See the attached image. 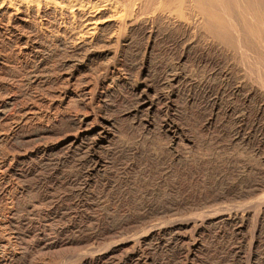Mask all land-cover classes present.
Instances as JSON below:
<instances>
[{"label": "bare ground", "instance_id": "obj_1", "mask_svg": "<svg viewBox=\"0 0 264 264\" xmlns=\"http://www.w3.org/2000/svg\"><path fill=\"white\" fill-rule=\"evenodd\" d=\"M14 59L23 63L20 70ZM17 80L25 88L17 89ZM123 90L134 98L124 111L139 123L143 115L165 112L159 127L168 139L165 148L174 150L176 158L185 152L181 146L190 148L195 141L186 135L181 99L198 108V128L217 151L227 144L220 140L224 135L231 143L250 145L252 152L263 149L264 0H0V264H51L55 253L61 259L53 264H178L189 259L185 244L192 243L193 261L207 236L221 242L217 264H264V196L187 219L175 217L176 204L158 208L153 201L147 204L149 213L166 216L126 236L139 219L127 216L110 224L114 211L106 207L105 221L90 211L97 203L85 192L103 167L142 154L133 145L112 147L117 120L107 117L97 127L87 110L93 91L103 108ZM45 100L50 110H62L70 127L61 128L55 147L24 149L15 129L3 126L15 119L23 129L34 119L53 118L52 111L42 109ZM141 125L144 132L154 126L148 120ZM27 133L23 141H42L51 128ZM57 150L63 153L53 154ZM65 161L74 162L77 172L60 167ZM29 179L37 181L39 194L30 195ZM104 184L105 189L114 186L109 178ZM254 184V192L262 187ZM69 190L72 199L65 197ZM153 191L145 201L150 202ZM127 243L132 244L124 253Z\"/></svg>", "mask_w": 264, "mask_h": 264}, {"label": "rangeland", "instance_id": "obj_2", "mask_svg": "<svg viewBox=\"0 0 264 264\" xmlns=\"http://www.w3.org/2000/svg\"><path fill=\"white\" fill-rule=\"evenodd\" d=\"M3 49H4V47H3ZM13 54L11 56L12 57H16V54H14V55ZM14 60L16 61L15 62V66L17 65L16 68L17 67L18 68L20 67L17 70H20L22 68V64L23 63L20 60H18V59H14ZM15 83L18 86L17 89L18 88L19 89L25 88V85L24 84L22 85V83L19 82L18 80L15 81ZM38 90L39 89H36L37 92H38ZM123 91H121V94L120 95L112 96L110 98V100H109V103L110 104H108L107 106H105L103 108L98 106V103H97V100H96L97 92H94L93 91L94 94L93 93L91 94V99L92 100L90 99V101H89L90 103H88V105H87V110L89 112H91L90 114L92 115V117L94 119L93 122H95L94 124L97 127L104 126V122L107 119V117L108 118H115L117 120L116 121L117 122L116 123V126L118 128L117 129V138H116L117 141L114 140V143H113L112 147H118V148L121 147L122 148L123 145H126L127 144V145H133L135 147H140V149L142 151V152H140L142 154H138L137 155L139 157L135 156V157L131 158L129 161H127V162H119L118 164H116V163H108L99 172V175H97L98 178L95 177L96 180L94 179L92 185L86 190L87 191V192H85L86 193L85 194L86 198L87 199L89 198L88 200H91V201H94V202L96 201V203H97V205L95 206L96 208H94V210L91 209L90 211L92 213H94L96 211L97 212V215L100 216L101 221H105V220H103L104 219L103 218V215H104L103 213L106 212L107 210H109L110 212H113V211L115 212V213L114 212L112 213L113 214L112 215L113 217L111 218L112 220L109 221L110 224L117 223L118 221L122 220L123 218H125L127 216H131L133 219H135L134 217H136L139 220L137 221V223L136 222L133 223L132 226L128 229L130 232L127 230V232L124 233L123 236H126L128 233H132L133 232L132 230H134V229H136L137 231L140 230L142 228L143 224H145V222H148V221H151V220H154V219H158V218H162V217H164V215L166 216L165 212H163V213H156V214H150L151 212L149 213L147 204L148 203H152L153 201L154 202L152 204L153 205L155 204V206L158 207V208L159 207H162V205H163V207H165V206L167 207L171 203H172V205L176 204L175 206L176 207L179 206L180 208L178 207V210L179 211L177 212L178 214H176L175 217H177V218L179 217L181 219H187V218L192 217V216H197V215L200 216V215H203V214L207 213L209 210H210L209 212H211V211H213L215 209L217 210L218 206H219V208L220 207L222 208L224 206L225 207H234V206L240 205V204H242V203H244V202H246L248 200L250 201L253 197L260 198V197H263L264 196V186H263L264 185L263 184L264 183L263 182V180H264V178H263L264 177V173H263L264 172V160L261 161L263 159L262 157L264 156V148L261 149V150H259V151H257V152L255 150H253V152H254L253 153L252 152V148H251L250 145H246L245 146V144L244 143H241V142H239V143L237 142L238 145L236 143H234V142L231 143V140H230L229 135H224L226 137L224 138V136H222L220 138V140L223 143L226 142L228 144V146L226 144V146L223 149H221L222 151L221 150L217 151V148L215 147V143L212 142L209 139L206 140V138L204 137V135L206 133L203 130L202 131L200 130L201 129L199 127L200 122H199V119L197 117L198 116V113H197L198 112V108L195 105L192 106L190 104L189 105L188 104H185V101H183V99H181V100H179V105L181 107L180 110L183 111L182 118L185 117V118H183V123L185 124V127L188 126V127H186V130H185L186 135H190V137L193 136L192 138L196 142L194 141V145L192 147H190V148H186L185 146H181V148L183 149V152L185 151L184 152L185 153V156L183 155L184 153L182 152L183 153L182 156H180L179 158H176L175 157V154H174L175 153L174 150H172V149L169 150V149H166L165 148L166 147V141L168 139L166 137H164L165 135H164L163 131L161 130V128L159 127L160 126V120L165 115V112H163V111L162 112L161 111L159 112L158 111V112H156L154 114L152 113V114L148 115L149 118H148L147 115H143L145 117V119H144V117L142 116L143 117L142 119H143L144 122H146L147 120L148 121H151V123H153L154 126H155V127L152 126L153 129L151 128V130H149L151 132H149L147 130L144 132V130L142 131V128L143 127L141 125L144 122L139 123L138 120H137L138 119L137 117L132 118L131 115L125 113L128 110V108H130L133 105L134 98H133V95L131 93H129V92L125 91V90H123ZM40 92L41 91H39L38 93H40ZM128 100H130V101H128ZM47 103H48V101H46V103H43L42 109H44V110H48L49 109ZM108 106H110V107L108 108ZM104 108H105V110H104ZM53 110H54V112H53ZM124 110H126V111H124ZM50 111H52V113H53V118H50L49 120L47 118H46L47 120L45 118L42 119V120L41 119H37V120L34 119V120L28 122L23 127V129H20L22 127L19 126V124L15 121V119H13L15 123L12 121L13 123L12 122L11 123L10 122L9 123H6L3 127L7 128V127H9V125H11L13 127V129H15L14 131L16 132V136H17V139H18L17 141L20 142V143L18 142V144L23 145L22 147L24 149L25 148L28 149V150H32V148L33 149L34 148L35 149H39V148L45 147V144H47L46 146H49V147H55V145L57 144V140L56 139H58L59 136H60V134H61V132H60L61 131V128L63 127L62 128L63 129L62 131H65L67 128L70 127V124H69V122L66 119H64L65 117L62 115L63 112H62L61 109L59 111V109L57 110V109H54L53 107H51V110ZM7 124H8V126H7ZM46 126H48V127L51 128V133L47 136V138L42 139V141L41 140L40 141L39 140L36 141V139H34V138H31L30 140H27L26 142L23 141L24 140V136L25 135L27 136V134H28L27 133V130H28L29 134H33L38 129H40L42 127H46ZM64 126H67V127H64ZM52 127H54V128L56 127L55 128L56 130L55 129L53 130ZM159 128H160L161 131L159 130ZM153 130H155V131H153ZM146 133H148V135ZM23 134H24V136H23ZM146 135H147V137H146ZM143 136H145L146 138L143 137ZM138 138H140V139L138 140ZM143 138H145L146 141L143 140ZM222 138H224V139H222ZM137 140L139 142H141V143H139ZM89 141H90V139H89ZM136 141H137V143H136ZM148 142H149V144H148ZM210 142H212V143H210ZM230 143H231V145H229ZM139 144H141V146ZM146 145H147V147H146ZM162 145H164L163 147L165 148L163 150H162V148H163ZM211 147L212 148L214 147V148L212 149ZM235 148H237V149H235ZM157 149H158V151L159 150L160 151L158 152ZM215 149H216V151H214V153H213V150H215ZM234 149H235L236 152L234 151ZM186 150H190V151H187V153H186ZM58 151L59 150L55 151L53 154H55V155L59 154V153H57ZM241 151H242V153L244 155L241 154ZM249 151H250V153H249ZM59 152L60 153H63L62 151H59ZM146 152L149 153V155L152 158ZM170 152L172 153V155H171ZM215 152H217V153H215ZM156 153L157 154L158 153L159 154L161 153V154L160 155L159 154L157 155ZM225 154L227 155V157H226ZM260 154H262V157L261 156H258ZM102 155L104 156L105 153H103ZM110 156H112V154ZM141 156H142V158H141ZM215 156H217V157H215ZM166 157L168 158V160L166 159ZM243 157H245V158H243ZM150 158L153 159L154 161L151 160ZM224 158H226V159H224ZM260 158H262V159H260ZM135 159L136 160L138 159L137 162H136ZM144 159L146 160V162H145ZM238 159L240 161H238ZM143 160H144V162L146 164L143 162ZM170 160H171V162H170ZM227 160H229V161H227ZM147 161H149V162H147ZM150 161H152V162H150ZM157 161H159V162L157 163ZM235 161H236V163H234ZM241 161H242V163H241ZM66 162L67 161L63 162V164H60V167H62L64 170H67V172L72 171L73 174L75 172H77V166L75 165L74 162H73L74 164L72 163V161H68L67 163ZM69 162H71V163H69ZM163 162L165 163L164 164L165 168L167 170L169 169L170 171L169 170L167 171L164 168ZM220 162H222V163H220ZM229 162L231 163V165H230ZM246 162L248 164H246ZM249 162L250 163H253V164L251 165V164H249ZM261 162H263V163H261ZM129 163H131V164H129ZM244 163H245V165H244ZM126 164H128V165H126ZM236 164L239 165V166H237ZM261 164H263V165H261ZM145 165H147V166H145ZM160 165H162L161 167L163 169H161ZM234 165H235V167H234ZM126 166H128L129 168L126 167ZM166 166H168L169 168L166 167ZM260 166L262 168H259ZM143 167H145L144 169H146L145 170L146 173L145 172H142L143 171ZM157 169H159V170H157ZM149 170L152 171L151 172L152 174L150 173ZM162 171H166V172L163 173ZM221 172H223V173L221 174ZM260 172H262V173L260 174ZM147 173H149L150 176ZM158 173L160 174V177H159V174ZM161 173H163V174H161ZM218 173H219V175H218ZM207 174H209V175H207ZM165 175H166V177H165ZM261 175H263V176H261ZM205 176H207V177H205ZM105 178H109L112 182H114V186L112 188L108 187V188L105 189V187H107L104 184ZM256 179L258 181H256ZM96 181H98V182H96ZM27 182H30L28 184L32 185L33 186V189H34L33 190L34 192L32 191L33 193H31L30 195L32 196V195L39 194L38 193V188H37V185H38L37 181L35 179H29V181H27ZM121 183H122V185H120ZM118 184H119V186H118ZM205 184H207V185H205ZM251 184L252 185L253 184L254 185H258L259 184L262 187L257 188V190L254 192V191L250 190V188H251L250 185ZM125 185H127V186L124 187ZM130 186H131V188H130ZM120 187H122L121 190L123 189L122 190L123 192L121 190H119ZM161 187H162V189H161ZM152 188L154 189V191H153ZM226 188L227 189L234 188V190L237 191V193L228 194ZM108 189H110V190H108ZM159 189H160V191H159ZM58 190L59 191L62 190V193H63L65 191V188L59 187ZM149 190L154 192L153 195L151 194V197H150L151 200H150V202L145 201V198H144V196L147 193H150ZM165 190L167 192H165ZM108 191H109V193H108ZM123 193L124 194L126 193L125 194V197H124V194ZM214 193H215V195H214ZM243 193H245V194H243ZM65 194H66L65 197L67 196L68 199H72L73 194H72V192L70 190L68 191V194L67 193H65ZM155 194H157V196ZM233 196H235V197H233ZM241 196L243 198H241ZM249 196H251V197H249ZM103 197H105V199H103ZM167 197H168L169 200L167 199ZM256 198H253V199H256ZM241 199H242V201H241ZM97 200H99V201H97ZM101 202L103 203V205H101ZM240 202H242V203H240ZM229 204H232V205L230 206ZM106 207H107V210H106ZM108 207H110V208H108ZM215 207H217V208H215ZM98 210H101V211H98ZM96 212L94 214H96ZM100 212H102V213L100 214ZM116 216H117V218H116ZM186 216H188V217H186ZM65 221L66 222L63 221V223H66L67 224L69 222L68 220H65ZM252 228H250V229L252 230ZM136 230H134V232H136ZM74 231L76 233H78L75 229H74ZM203 243H204L203 244V248L202 249H199L197 251V254H196L197 256L195 257V259H193V261H191L192 259H190L191 258V254L189 255V252L192 253V243L189 242V243L185 244L184 245V249H186V248L187 249L186 250L183 249V251H184L183 254L184 255L187 254L188 257H189V259H188V261H186V259H184L182 262L179 261L178 264H185L186 262L189 263V261L190 262H194V264H197V263L198 264L199 263L200 264H217L218 261L220 260L218 255H222L221 254V251H220L221 250V247H220L221 246V242L219 241V238L207 236V237H205ZM131 244L132 243H127L123 247L122 250H123L124 253H126L130 249L129 247H131ZM122 250L119 252V256L120 255L121 256L124 255V253L122 252ZM55 259H57V260H55ZM60 259H61L60 254L55 253L54 260L52 261L51 264H53L56 261L57 262L60 261ZM244 264H247V261H245Z\"/></svg>", "mask_w": 264, "mask_h": 264}]
</instances>
